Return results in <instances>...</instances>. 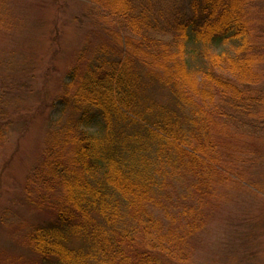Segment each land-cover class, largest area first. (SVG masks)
I'll return each mask as SVG.
<instances>
[{"label": "trees", "instance_id": "1", "mask_svg": "<svg viewBox=\"0 0 264 264\" xmlns=\"http://www.w3.org/2000/svg\"><path fill=\"white\" fill-rule=\"evenodd\" d=\"M250 1L187 0L166 11L149 0H91L116 17L107 37L117 49L102 41L77 58L61 100V113L74 114L48 133L28 178L36 205L53 211L28 232L39 264L188 261L218 174L207 116L219 108L213 95L241 113L252 95L235 90L233 78L256 83L264 60L240 14ZM166 34L171 41L159 37ZM190 37L239 45L195 71ZM152 85L167 88L169 101L152 99Z\"/></svg>", "mask_w": 264, "mask_h": 264}, {"label": "rangeland", "instance_id": "2", "mask_svg": "<svg viewBox=\"0 0 264 264\" xmlns=\"http://www.w3.org/2000/svg\"><path fill=\"white\" fill-rule=\"evenodd\" d=\"M186 2L148 3L170 11ZM243 9L248 38L264 56V0H251ZM112 23L116 17L91 0H0V264H39L27 244L28 232L53 211L47 204L36 205L39 193L27 181L42 161L48 133L74 114L69 108L61 113V100L77 58L102 41L117 49L107 37ZM159 37L172 39L168 34ZM185 44L187 63L195 71L210 54L233 55L239 45L205 44L193 37ZM259 68L255 86L233 78L235 90L248 89L252 95L241 113L228 106L225 110L223 98L213 95L219 108L207 116L212 119L209 134L218 174L212 195L200 207L204 228L189 241V259L181 264H264V60ZM148 92L157 101L170 99L160 85Z\"/></svg>", "mask_w": 264, "mask_h": 264}]
</instances>
